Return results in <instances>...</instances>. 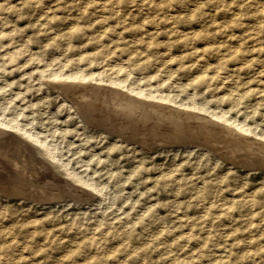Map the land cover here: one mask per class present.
<instances>
[{"label": "rangeland", "instance_id": "374dc122", "mask_svg": "<svg viewBox=\"0 0 264 264\" xmlns=\"http://www.w3.org/2000/svg\"><path fill=\"white\" fill-rule=\"evenodd\" d=\"M54 74L159 91L264 134V0H0V129L15 136L0 150L25 160L19 189L0 191V264H264V165L204 137L128 139ZM23 128L80 197L30 192Z\"/></svg>", "mask_w": 264, "mask_h": 264}, {"label": "bare ground", "instance_id": "6f19581e", "mask_svg": "<svg viewBox=\"0 0 264 264\" xmlns=\"http://www.w3.org/2000/svg\"><path fill=\"white\" fill-rule=\"evenodd\" d=\"M62 77H65V80H66V78H67V80H68V78H75L72 75L64 76V75H60V74H54V76H52V78L56 81L54 82V84L52 86H54L56 88V90L63 92V93H66L68 95L67 97H69L71 99V101H73V103H71V104L74 105L75 104L74 102H76V105L79 104V102L76 99V96H73L72 92L69 94H68V92H69V90L72 91L75 89H76V91H77V89H82V91H83V89L85 88L84 84L82 85L80 83L78 84V83H69V82L57 81ZM77 78L81 80L84 77L78 76ZM88 83H87V85H89ZM118 86L120 87V89H123V90H119L116 88L114 89V88L108 87V86H96V85L90 86L89 85L86 87L87 89L85 88L86 91H84L85 92L84 95H86V99L84 97L83 102L87 103V104H88V102L91 104H95L94 106H96V104H102V106L105 107L106 110L110 114H112L111 117L118 118V119H120L121 122L122 121L127 122V123L124 122L125 125L121 124L120 129H122V132L124 131L123 129L129 131L130 134H129V136L127 135L128 139L134 138L135 140L137 139L138 141H141L146 136L149 137L152 135V136H156L155 139L158 137H162L164 139V141H166V142L169 141V143L171 142V143H174L177 145L178 144H186V143L192 144V145L193 144L194 145L195 144L201 145V144L197 143V139L199 137L200 138L204 137L205 138V140H203L204 144L203 143L202 144L205 147H207L206 150H209L212 147V144L214 146V144H216L215 142H219V143L224 142V143H226V146L229 147V148L226 147L227 149H230L229 152L233 151V152H235V154L239 152V155L242 154L243 157L245 156L248 159L250 158L252 160L251 164H250L249 160H248L249 163H247L250 168H252V167L254 168V166H255V168H258V167H256L257 165L258 166L264 165L263 161H260L261 163L258 162L259 160H262V157H264V134L259 133L255 130H252L250 127L239 122L238 120H235V119L228 117L227 115H225L224 112H222V111L215 112L214 110H210L207 107L194 105V104H187L183 101L177 100L175 96L164 95L159 91H156V92L145 91V90L142 91V90H137V88L130 87V86L124 85V84H118ZM116 87H117V85H116ZM81 95H78L79 98L81 97ZM91 97L93 98V100L89 99ZM160 101H164V103H162ZM78 108H79V106H78ZM189 109L201 111L202 113L207 114V115H202L201 113L198 114V113L191 111ZM77 110H79V109H77ZM90 111H91V109H90ZM77 112L79 114L80 111H77ZM82 112H83V110H82ZM105 117L107 118L108 116H105ZM100 119L99 118L98 119L97 118H94V119L91 118V121L97 123V122H100ZM213 119H217V121H215ZM87 120H89V119H87ZM91 121H90V123H92ZM0 125H1V123H0ZM23 130H25L24 131V136H26L25 139L20 140V138H19V140L18 139L17 140H18L19 144L21 145L20 151H22L26 155V157L28 159H30L31 164L34 167L32 174L35 175L34 176V182L35 183H32L33 181L29 182V184L31 186L32 185L34 186V187L33 186L31 187L34 189V191H30L28 189L30 186L27 189L30 192H32V194H36L35 190H37L38 188L41 189L43 187L45 190H47L46 192H47V194L49 193V196L45 197L44 194L42 193V191H43L42 189H41L42 191L39 194L38 193L37 194L40 196L39 197L40 199L42 198L46 202L52 201L55 199H59L62 195H66L67 193H73L71 195H73L74 198L76 196L80 197L79 195H81V194H79V191L76 190L77 186H74L75 185L74 182L71 180H68L66 177H63L62 176L63 174H60L59 171L54 169V166L49 164V162L47 161V158H53L52 154L47 150H46L45 154L42 153L43 155L40 152H37V150H36L37 153H35L33 150H31L33 147L30 148V145L28 144L27 140L37 142L40 144V147L42 146L43 148H45L47 146L45 144V142L43 140L39 139L36 135L31 133L29 130H27L25 128H23ZM215 130H218V132H214ZM104 132H106V131H104ZM119 132H121V130ZM8 134H9V136H8ZM9 137L14 138L15 136H13L11 134V132L9 133L5 130L0 129V141L4 140V138L7 139ZM153 143H154V141H153ZM209 144H210V146H209ZM217 145H219V144H217ZM186 147H187V145H186ZM221 149L222 148H220L219 151L217 150L218 153L220 151H224ZM43 150L45 152V149H43ZM1 151H3V150L2 149L0 150V191L4 192L5 190H9V189L13 191L17 187L16 185L20 184V182H23L22 180H23L24 176H21L23 174L20 175L19 169L17 170V167L19 166V162L23 160V157L21 156L22 157L21 160H15V159H13L14 157L12 155H9V157L13 160V161H9L4 157L5 156L4 154H6L7 152L6 153L3 152L4 153L3 154L4 156H3V155H1L2 154ZM213 153H214V150H213ZM221 155L225 156L226 154L225 155L221 154ZM236 155L238 156V154H236ZM223 156L218 155L219 158H223V159H226L229 161L231 159L233 160V158H234V156H233V158L227 157L228 155L225 157H223ZM15 157H17V156H15ZM241 157H237L236 159L241 158ZM243 157H242V159H243ZM241 160H240V164L241 163L243 164V162H241ZM23 161H25V160H23ZM246 161H247V159H246ZM20 165H21V163H20ZM242 166H244V165H242ZM29 167H30V163H29ZM37 181H39V182H37ZM24 185H23V188L25 187ZM16 189H19V188L17 187ZM20 190H22V189H20ZM37 191H40V190H37ZM54 191H57V192L54 193ZM76 193L78 195H76ZM32 194H31V196H32ZM67 195H69V194H67Z\"/></svg>", "mask_w": 264, "mask_h": 264}]
</instances>
